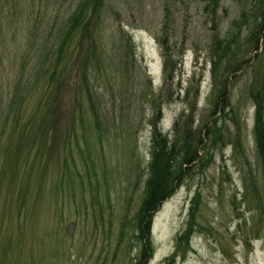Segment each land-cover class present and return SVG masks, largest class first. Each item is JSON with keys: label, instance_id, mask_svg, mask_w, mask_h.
Listing matches in <instances>:
<instances>
[{"label": "rangeland", "instance_id": "obj_1", "mask_svg": "<svg viewBox=\"0 0 264 264\" xmlns=\"http://www.w3.org/2000/svg\"><path fill=\"white\" fill-rule=\"evenodd\" d=\"M83 1L0 0V264H138L155 121L206 165L154 217L149 264H264V0H104L99 25Z\"/></svg>", "mask_w": 264, "mask_h": 264}, {"label": "trees", "instance_id": "obj_2", "mask_svg": "<svg viewBox=\"0 0 264 264\" xmlns=\"http://www.w3.org/2000/svg\"><path fill=\"white\" fill-rule=\"evenodd\" d=\"M86 1L87 0H84L82 4H86ZM91 1L94 2L92 19L96 25H99L101 23V15L105 2L104 0ZM82 13L83 10L81 9L79 14H75L71 18V30L81 26L80 19L82 16L80 15ZM82 36H84V33H82ZM164 36L161 38L162 45L165 50L167 61L171 62L172 55L170 47L168 42L164 39ZM254 38V41L256 40V44H259V41L264 39V36L261 37V35L259 36L255 34ZM258 49L259 48H257V50ZM223 93H225V91H223ZM254 99L257 105L254 133L259 154L264 161V96L258 93L257 95H254ZM222 110H225V107H222ZM161 112V108H159L156 112L158 115V117L156 116L157 120L158 118H161ZM155 122L157 123V121ZM156 123L154 124L152 136L153 144L151 161L149 164L150 173L146 182L145 196L138 217V226L140 231L139 238L142 241L141 256L138 264H149L150 259L153 256L151 235L155 214L160 210L163 203L171 198L175 192L182 187L186 179V170L188 168H191L196 161L202 167H205L206 165L205 160L200 157L199 145L203 144L201 136L196 137L194 135V131L187 126L182 140L180 139L182 134H177L174 139H170L169 135L163 134L162 131L158 129ZM179 125L180 122H177V133H179ZM217 129L218 127L213 131H210L209 129L208 133L212 132L214 134ZM194 211L195 207L193 206L191 211L192 219L189 221L187 229L178 237L179 245H189L191 241L195 228L193 215ZM175 259V256L172 257L169 264L175 261Z\"/></svg>", "mask_w": 264, "mask_h": 264}]
</instances>
